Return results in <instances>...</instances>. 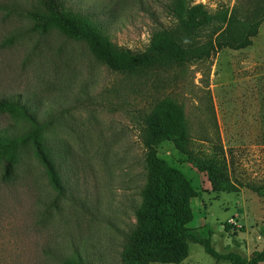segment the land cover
Masks as SVG:
<instances>
[{"label":"rangeland","instance_id":"obj_1","mask_svg":"<svg viewBox=\"0 0 264 264\" xmlns=\"http://www.w3.org/2000/svg\"><path fill=\"white\" fill-rule=\"evenodd\" d=\"M61 1L114 51L130 54L164 39L191 52L229 22L238 38L264 20V0ZM41 11L40 0H0V133L46 141L66 195L58 198L32 140L0 149V264H124L151 166L187 226L211 234L217 252L252 259L263 251L264 22L245 49L117 73L85 41L34 30L30 14ZM165 100L181 108L185 136L151 151L146 118ZM189 245L181 264H231Z\"/></svg>","mask_w":264,"mask_h":264},{"label":"trees","instance_id":"obj_2","mask_svg":"<svg viewBox=\"0 0 264 264\" xmlns=\"http://www.w3.org/2000/svg\"><path fill=\"white\" fill-rule=\"evenodd\" d=\"M42 11L30 14L36 29H57L72 40H82L89 44L95 55L102 60L110 70L117 73H135L152 68H171L183 65L192 60L209 58L214 52L223 49L242 50L252 45V38L259 33L264 22L260 20L251 25L238 38L232 36L231 22L220 30L217 39L207 47L196 48L189 52L180 44L170 39L155 42L150 47L137 54L114 51L108 38L96 26L83 24L81 20L68 11L61 0H40ZM3 105V102L1 103ZM26 112V108L22 107ZM159 113V116H158ZM172 116L175 122L167 124L160 117ZM149 138L147 147L154 151V142L172 140L176 135L185 136L183 113L181 108L171 100L161 102L155 112L146 118ZM30 139L34 143L35 152L46 168L49 180L58 192V198L66 195V185L63 180L61 163L55 159L54 149L36 134L30 132L26 136L14 137L0 133V149L15 151ZM153 155V153H151ZM14 158L7 159L5 176L12 173ZM150 162V161H149ZM63 197V198H62ZM142 207L136 211V224L128 233L122 252L124 264H181L190 255V243L203 246L205 252L217 260L229 261L231 264H262L264 250L256 251L252 259H245L235 253L221 254L212 245V237L203 236L198 229L187 226L182 204L175 199L168 186L160 184L154 166L149 169L145 187L142 191ZM225 230L234 229L225 224ZM238 230L243 231L241 227ZM65 264H83L77 261H67Z\"/></svg>","mask_w":264,"mask_h":264}]
</instances>
